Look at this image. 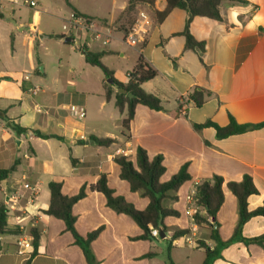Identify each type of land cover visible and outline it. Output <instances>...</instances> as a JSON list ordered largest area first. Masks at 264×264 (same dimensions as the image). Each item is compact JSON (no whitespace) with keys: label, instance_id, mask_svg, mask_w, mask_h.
I'll list each match as a JSON object with an SVG mask.
<instances>
[{"label":"crops","instance_id":"crops-1","mask_svg":"<svg viewBox=\"0 0 264 264\" xmlns=\"http://www.w3.org/2000/svg\"><path fill=\"white\" fill-rule=\"evenodd\" d=\"M87 1L67 0V3L72 12L113 25L129 2L91 0L90 7ZM245 1L223 0L220 6L223 21L201 16L192 20L190 33L205 44L202 53L185 48L186 40L181 35L187 19L184 10L175 8L159 20L158 13L167 9V0L138 7L139 12L145 11L152 18L148 36L139 47L127 45L124 32L116 29L106 45L103 40L91 42L87 37L83 48L105 53L101 58L103 65L121 83L128 81L127 75L135 69L140 56L157 71V76L142 88L158 97L164 110L137 105L127 132L122 125L126 111H119L115 96L106 99L104 85L108 82L99 68L85 61L83 51L80 56L84 63L79 62L78 66L79 75L86 79L62 84L60 79L49 78L48 59L41 45L36 48L32 40L18 35L14 31L16 26L5 27L0 34V110L22 128L62 139H42L30 131L18 134L0 118V170L9 171L0 180V205L4 204V188L22 181L36 186L35 200L24 202L27 216L16 214L8 226L16 230L25 225L31 230L33 220L40 237L33 256V246L28 253L18 254L17 235L0 237V264H87L64 221L42 213L50 203L49 184L59 182L64 195L74 196L84 185L89 188L105 174L117 196L144 210L148 199L130 190L128 182L120 178V166L115 162L116 157L123 155L135 163L138 148L146 150L150 159L163 156L166 172L161 182H168L188 164L191 180L179 189L177 201L165 203L180 216L165 219L169 230L165 239L137 240L143 231L134 220L110 209L103 194L89 192L74 205L73 213L81 236L103 228L91 246L98 264H169L168 252L173 264H203L206 254L199 241L212 250L216 243L211 240L209 227H198L187 216L186 196L197 184L213 176L224 180L225 200L216 216L222 241L233 236L239 220L238 202L228 189L229 182H240L250 176L259 194L248 198L249 209L263 204L264 128L256 129L254 125L264 122V0ZM118 60L127 61L126 65H120ZM62 63L63 58H59V68ZM70 68L77 71L73 65ZM26 74L31 75L29 81L23 79ZM34 87L41 90L33 94ZM195 90L210 95L201 107L190 100ZM114 91H118L115 86ZM181 102L187 106L185 111ZM69 105L85 107L86 118H73L67 109ZM38 107L47 113L38 112ZM230 115L239 124L248 126L244 133L218 139L213 127L201 130L194 127L207 121L226 127ZM91 136L110 138L115 143L98 146L90 141ZM178 229H190L191 234L172 241V234ZM242 234L246 238L264 234V216L251 218ZM148 253L154 256L146 257ZM213 264H264V246L235 242L217 248Z\"/></svg>","mask_w":264,"mask_h":264},{"label":"trees","instance_id":"trees-1","mask_svg":"<svg viewBox=\"0 0 264 264\" xmlns=\"http://www.w3.org/2000/svg\"><path fill=\"white\" fill-rule=\"evenodd\" d=\"M155 0H129L126 9L118 18V23H114L113 29L128 34L133 27L139 11L138 7L143 4L153 5ZM223 0H167L168 6L164 12L158 13L159 20H163L171 10L178 8L184 10L187 13V19L182 36L185 37V48L187 50L204 52L205 44L197 41L190 33V24L195 17H207L216 21H223V17L220 11V6ZM236 3H246L245 0H228ZM79 15H82L76 11H73ZM1 16V14H0ZM84 16V15H82ZM87 17V16H84ZM91 18V17H87ZM95 19V18H92ZM124 21L126 24L120 23ZM59 39H63L62 36H57ZM72 44L74 38L71 37ZM83 54L85 61L93 66L99 68L104 74L106 80L111 79L113 84L109 85L105 83V97L110 100L115 96V103L120 112L126 111V118L123 120V128L127 132L130 128V123L134 119L135 109L137 105H144L148 108L156 111H163L164 108L160 99L152 94L147 93L142 85L148 81L153 80L157 76V71L146 61L143 56L138 58L135 69L131 72V77L128 78L126 83H121L113 77V73L106 68L101 58L105 53H93L88 49L83 48ZM114 86L118 89L115 93ZM210 96L203 91L195 90L190 96V100L194 102L197 107H201L206 98ZM0 118L4 120L12 130L18 134L32 132L38 138L50 139L57 138L62 139L56 135H44L40 131L29 130L22 128L10 121L6 116L5 111L0 110ZM196 130H201L206 127H213L216 130L217 138L224 139L233 135L244 133L247 129V125L239 124L231 115L229 116V124L226 127H221L212 121H207L202 125H195ZM254 128H264V122L254 125ZM90 141L98 146L106 147L115 143V140L110 138H98L91 136ZM163 156L158 155L153 159H150L146 150L143 148L137 149L136 162L133 163L126 156H118L115 158V162L120 166V178L128 182L130 190L134 193H139L143 198H147L149 203L144 210L137 209L132 203L128 202L124 197L117 196L115 191L108 185L107 176L102 174L96 184L87 188L84 185L80 191L74 196H66L62 193V184L59 182H51L49 184L50 190V203L48 209L42 211L43 214L55 217L64 221L66 230L70 232L85 256L87 264H98L96 258L92 252V243L99 237L103 228H99L86 236H81L75 227L76 216L73 213V207L80 200L87 197L89 192H98L104 195L106 198L107 206L118 214H125L132 218L134 222L142 229L143 234L136 238L137 240H150L158 241L160 237H154L151 233V228L168 233V227L165 224V219L168 217H179L180 213L175 210L166 207L167 201H177V192L188 181L191 180V175L188 171V164L181 167L179 172L175 174L168 182H161V177L166 172V168L163 164ZM72 163L75 160L72 159ZM9 174V171L0 170V180L5 179ZM224 180L220 176H213L210 179H206L196 185L197 194L195 196V203L198 208L196 215L194 216V223L198 227H209L211 229V240L216 243V247L212 250L205 242L199 241L200 248L205 250V260L203 264H213L215 253L217 248H226L235 242H242L245 245L257 244L264 246V234L246 238L243 236V227L251 219L257 216H264V202L263 204L250 210L248 205V198L254 195H258L259 191L256 188L253 179L250 176H245L240 182H229L227 184L228 189L233 193L238 202V215L239 220L235 228L233 236L227 240L222 241L218 234V223L213 218H216L220 208L222 207L225 197L223 191ZM31 234L34 238L32 246L34 251L31 256L37 253V246L39 242V233L36 229H32ZM19 235L18 229L12 230L8 226L7 221V209L2 204L0 205V237L6 235ZM191 234L190 229L175 230L172 234L171 240H177L182 237H187ZM154 253H148L146 257H152ZM167 260L169 264H173L170 252H168ZM29 264V262H28Z\"/></svg>","mask_w":264,"mask_h":264},{"label":"rangeland","instance_id":"rangeland-1","mask_svg":"<svg viewBox=\"0 0 264 264\" xmlns=\"http://www.w3.org/2000/svg\"><path fill=\"white\" fill-rule=\"evenodd\" d=\"M28 1H35L37 7L31 8L29 4L17 6L0 0V13L2 14L0 17V34L4 33L6 26H16L17 28L14 31L18 35L32 40L36 48L40 44L41 51L47 55V70L51 80L60 79L62 84L84 81L86 77L79 75L78 65L79 62L81 64L84 63L80 55L83 45L87 43V36L83 34L77 36L76 42L74 41L70 45L57 38V36H66L63 25L72 13V8L67 3V0ZM92 4L91 0L86 2L87 6L91 7ZM59 58H63L60 68ZM125 62L127 61L118 60L120 65H126ZM72 65L77 68L76 72H73L72 68H70ZM41 67L43 65L39 66L38 69L41 70ZM95 71L101 73L98 69H95ZM71 86H73L72 83ZM71 86L70 88H73ZM158 250L157 252H160Z\"/></svg>","mask_w":264,"mask_h":264},{"label":"built area","instance_id":"built-area-1","mask_svg":"<svg viewBox=\"0 0 264 264\" xmlns=\"http://www.w3.org/2000/svg\"><path fill=\"white\" fill-rule=\"evenodd\" d=\"M17 6L22 4H29V7L35 8L37 7V3L35 1L28 0H2ZM152 26V18L151 16L145 12L140 11L138 17L129 31L128 34L125 35V42L130 47H139L146 39L149 33V29ZM63 29L65 31L64 38L73 37L74 41H76V37L80 35L87 36L90 41L103 40V43L109 44L110 40L113 38V24H109L107 21L87 18L82 15H79L75 12H72L70 17L65 21L63 25ZM127 77H131V72L127 75ZM31 75L26 74L23 79L25 81H29ZM41 89L39 87H34L32 89L33 94H37ZM186 99H182L184 101ZM183 110L185 111L186 107L183 102ZM70 115L77 120H84L86 118V109L83 106L78 105H69L67 107ZM38 112L47 113V110H43L41 108H37ZM4 206L7 209V221H11V219L16 215L27 216L28 211L24 202L27 200L29 203H32L37 194L38 189L36 186H33L27 182H20L14 185L12 188H4ZM197 194L196 188H193L188 195L186 196V200L188 203V207L186 209L187 216L191 219V222L194 223V216L196 215L198 208L195 203V196ZM30 225L32 229H34L35 222L30 220ZM16 229L19 230L20 234L17 236V251L18 254L23 255L32 250V242L34 240L31 230H28L25 225H20ZM151 233L154 237H159V231L151 228Z\"/></svg>","mask_w":264,"mask_h":264},{"label":"water","instance_id":"water-1","mask_svg":"<svg viewBox=\"0 0 264 264\" xmlns=\"http://www.w3.org/2000/svg\"><path fill=\"white\" fill-rule=\"evenodd\" d=\"M62 40H63L65 43H71V41H72V39H71L70 37L63 38ZM107 82H108L109 84H113V81H112L111 79H108ZM215 220H216V218H213V219H212V222H214ZM159 237H160L161 239H165L166 234L164 233V231H162V230L160 231Z\"/></svg>","mask_w":264,"mask_h":264}]
</instances>
